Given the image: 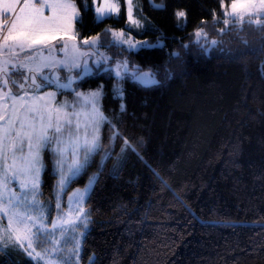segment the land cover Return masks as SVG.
<instances>
[{
    "label": "trees",
    "instance_id": "trees-1",
    "mask_svg": "<svg viewBox=\"0 0 264 264\" xmlns=\"http://www.w3.org/2000/svg\"><path fill=\"white\" fill-rule=\"evenodd\" d=\"M75 1L81 39L107 26L132 31L125 9L98 19L91 0ZM230 2L142 0L150 27L132 32L164 43L115 54L159 82L126 74L120 95L110 70L82 80L85 89L104 83L108 118L103 149L64 194L98 173L85 204L83 264H264V26L226 17ZM199 29L207 36L197 39ZM109 147L119 155L101 165ZM50 154L42 195L54 200ZM0 264L37 263L12 248L0 250Z\"/></svg>",
    "mask_w": 264,
    "mask_h": 264
},
{
    "label": "snow or ice",
    "instance_id": "snow-or-ice-1",
    "mask_svg": "<svg viewBox=\"0 0 264 264\" xmlns=\"http://www.w3.org/2000/svg\"><path fill=\"white\" fill-rule=\"evenodd\" d=\"M21 3V0H0V13L9 14L15 11L17 5ZM128 9V24L139 27L140 23L138 20L134 19L132 15V0H127ZM155 7H161L162 5H154ZM45 7L52 9V15L45 16L43 9ZM231 11L225 12L226 17L230 16L234 20L243 23L247 17V23H255L258 26H264V20L260 19L264 16V0H232ZM96 13L98 18L103 19L104 17H110L113 14H119V6L113 3L112 0H103V3L96 7ZM177 17H184L185 13L179 11L176 13ZM79 13L75 8V4L71 0H58L55 3H48V0H43L39 5L33 2V0H24L23 6L20 7L19 14L15 16V19L11 21L10 27L8 26V21L0 19V57L7 56V59H0V87L7 86L11 72H19L23 75V70H27L28 75L24 76V81L27 83L31 80L30 87L39 90L43 86H47L46 82L52 81L51 76H46L43 72L44 68L50 69H61L66 68L71 71L72 68H79L81 64L78 62L80 57L91 56L94 53L82 52L81 45L88 46L89 48L95 47L101 44L99 37H91L83 39L82 41L76 43L77 34L72 33V21L78 18ZM257 17L253 20L251 17ZM229 19H224L223 23L225 25L229 24ZM7 27V32L4 33V28ZM224 31V29H221ZM108 30H105V36ZM196 37L199 39L202 35L207 36V33L203 29L196 31ZM113 43L126 44L129 49L136 48L138 46H144L146 42L136 41L133 42L130 38L124 39V33L121 31L119 33L112 32ZM103 43H108L105 39ZM211 43L215 45L216 40H212ZM151 47V45H148ZM47 51L50 54L53 52H59L64 54V59L51 60L48 61V57L41 56L40 62H36V54ZM24 53L23 60L20 59V54ZM28 53H31L29 55ZM105 57L101 56V60ZM99 64V61H97ZM35 65V66H32ZM127 70V61L116 63V76H121V69ZM84 71L87 73L90 69L87 67V62L84 61ZM134 78L143 84H153L157 83L154 77L149 72H142L134 74ZM37 79L41 83H37ZM67 83L59 84L60 77L56 76L55 82L58 83L60 88H70L73 82L72 77H67ZM13 85H16L19 89L23 90L24 94L13 93L9 90L0 96V99L9 98L13 101V116H16V104H19L21 109L25 113H31V122H29V117L25 115L23 119L18 116L16 119L9 117L7 122V127L0 125V158L7 157V152L9 151V145L7 141L15 133V141L19 144L13 143L11 148L13 149V167L15 168L16 159L15 151L18 150L23 152L24 141L27 140L28 144V154L27 156L19 157L20 160L24 162V166L19 169L20 172L28 176L29 178L20 181L19 187L21 189V194L17 196L15 193L10 194V198L6 206H0V217H7V227H4L0 223V244L3 247H8L9 245H15L24 248L25 241L28 247L24 248L30 257H33L37 261L42 260L45 256H51L53 253H58L62 251L58 246L60 244L59 240H49L51 244V250L44 248L42 252L35 253L33 256V251H28L32 248L33 242L36 241L41 233H49L44 221L46 219L45 213L40 210V202L36 199L39 194V183H40V171L43 167L41 162L40 153L41 150L47 146L52 141H55L56 148L54 152L59 159L56 161V165L60 170V178L58 180L57 187V199L59 192L63 191L64 185L67 183L70 176L77 175L81 169L87 164L90 156L99 147V126L107 118L100 112L97 107L98 98L101 92L95 91L87 96L83 93H77V98H83L84 101L90 102L92 105L91 112L85 114L89 120L90 124L86 127H92L91 139L88 138L87 133L81 142L80 136L78 135L80 131V117L81 112L76 111L75 104L69 105L67 101L62 104L51 107L47 104H41L40 101L44 100V97H30L27 89H25V84L20 83L16 80L11 81ZM49 97H55V93H46ZM30 101V102H29ZM79 99L77 100V103ZM72 107V112H67L65 109ZM123 107V106H122ZM39 119V127H36L35 120ZM75 118V127L73 130V124ZM4 115H0V120H4ZM19 123L20 128L16 129L15 124ZM27 123L28 130H25ZM68 130V140L67 144L64 139V131ZM113 135H118V133H113ZM128 145V142L125 141ZM69 146L71 147L72 162L68 165V173L65 174L63 170V165L66 159L65 153L68 152ZM83 152L81 158L80 153ZM3 180V187L7 188L8 175L5 171L4 176L0 178ZM15 180V173L11 177ZM30 180V183H29ZM92 181L89 182V187ZM88 188L85 189V192ZM31 192L32 199L28 200V192ZM74 198L78 202H82L84 199V192L77 190L74 193ZM70 201L73 197L69 198ZM3 200L2 194H0V201ZM56 208L59 210L61 208L60 203L56 204ZM23 209V210H21ZM35 211L36 215H30L29 213ZM73 209L71 205L69 206V213ZM62 217H58L57 220L51 221V232L49 235H55L56 230L59 228L61 231V236L64 234V225H69L73 229L76 227V222L79 221L83 226L87 227L88 216L84 208H79L76 220L68 221L64 220L63 224L60 223ZM83 235V233H81ZM79 242L76 243L75 247L71 250V256H75L76 260L71 261V264H78L79 261ZM63 259V257H60ZM71 257H69V260ZM50 264H55V262L50 261ZM65 264H68L66 261Z\"/></svg>",
    "mask_w": 264,
    "mask_h": 264
},
{
    "label": "rangeland",
    "instance_id": "rangeland-1",
    "mask_svg": "<svg viewBox=\"0 0 264 264\" xmlns=\"http://www.w3.org/2000/svg\"><path fill=\"white\" fill-rule=\"evenodd\" d=\"M23 2H24V0H21V3L19 5H17L15 11L12 13H9V14L0 13V19L7 20L9 27L11 25V21L13 19H15V16L17 14H19V10H20V7L23 6ZM33 2L36 3L37 5H39L43 2V0H33ZM55 2H58V0H48V3H55ZM71 2L75 4V8H76L77 12L79 13L78 18L73 19V21H72V30H71L72 33L77 34L76 43L79 44V42L83 40L80 38L78 30H77V20L80 19V17H81V10H80V8H79V6L75 0H71ZM91 2H92V6L95 10L96 7L100 6L103 3V0H91ZM112 2L118 4L120 11H119L118 15L113 14L111 16H115L116 18L120 17L123 14L124 9L126 10V16H127V9H128L127 0H112ZM231 2H232V0H231ZM231 2L229 4L224 3L225 4L224 5L225 12L231 11V7H230ZM179 11H183L185 13L184 10H179ZM43 12H44L45 16L52 15V9L51 8L45 7L43 9ZM95 13H96V11H95ZM132 15H133L134 19L138 20L140 23L139 27L134 26V25H129L128 24V16H127L126 24L132 31H135L137 33H144L147 29H149L150 22L148 20V16L142 10V0H132ZM96 17L98 18L97 13H96ZM106 17H104V18H106ZM184 17H186V13H185ZM253 17H255V16H253ZM98 19H100V18H98ZM113 31H115L117 33L122 31L124 33V39L130 38L133 42H136V41L146 42V44L144 46L162 45L164 43L163 39H157V40L152 41L149 37H147L145 35H143L145 37H140V36L135 35L132 31L124 29V28L109 27L106 36H105V33L92 36V37H99L100 41L102 42L101 44H98L92 48H89L88 46H84V45L80 46L82 52L94 53V55L84 56V57H80L78 59V62L81 64V67L72 68L71 71H69L66 68H61V69L44 68L43 69L44 74L46 76H51L52 81L46 82L47 86H43L39 90H36V89L30 87L31 80H29L27 83H25L24 76L28 75V72L26 69L23 70V75H22L19 72H12L11 68H9L8 70H9V72H11V76L9 78V82H8L7 86L0 87V96H2L3 93L8 92L9 90H11L14 94L19 93L20 95H23L24 94L23 90L19 89L16 85H13L11 82L12 80H16L18 82V84H20V83L25 84V89H27L30 97H44V100L40 101L41 104H47L51 107H56L65 101H67L69 105L75 104L76 111L82 113L81 117H80V131L78 133V135L80 136L81 142L83 141V139L85 137V133H87L88 138L91 139V136L93 134L92 127L91 126L86 127V125L90 124V120L85 114L91 112L92 105L90 102L84 101V99L82 97L77 98L76 94L77 93H83L85 96H87L88 94L99 90L101 92V95L98 98L97 107L99 108L100 112H102L103 115L107 118V116L103 110V106H102L103 96H104V92H105V86H104V83H102V85H100L96 88L85 89L82 87V84H81L82 80H84L87 76L93 74L95 71L99 72V71H102L105 69L110 70L116 77L115 89L117 90V92L120 95L123 94V81H124L123 78L126 74H131L134 77V74H138V73H142V72H149L154 77V79L157 81V83L159 82V78L157 77V75L154 73L153 70H150V69L140 70L138 68H135L129 63L128 59L125 56L120 55V54H118V55L115 54V51H118V49H121V50H123V48L129 49V47L126 44L113 43V37H112ZM6 32H7V27L4 28V33H6ZM105 39L108 41V43H103L105 41ZM112 44L115 46L111 47ZM141 47H143V46H138V47L133 48V49L137 50ZM28 54L31 55V53H28ZM24 55H25L24 53L20 54L21 60H23ZM41 56L48 57L49 62L53 59H55V60L64 59V54L59 53L58 51L53 52L51 54L47 51H43L42 53L36 54V62L37 63L40 62ZM101 56L105 57V59L101 60ZM7 58H8L7 56L0 57V59H7ZM125 60L127 61V70L125 71L122 68L121 69V76L117 77L115 74L116 73V63L117 62L122 63ZM84 61L87 62V67L90 69V71H88L87 73H85V71H84ZM97 61H99V64L97 63ZM32 66H35V65H32ZM56 76L60 77L59 84L67 83L66 78L69 76L72 77L73 82H72L71 87L70 88H60L58 86V83L55 82ZM37 83L39 84V83H41V81L39 79H37ZM153 84H155V83H153ZM145 85H152V84H145ZM14 90H16V92ZM46 93H55V97L54 98L49 97L46 95ZM78 99H79V102L77 103ZM12 105H13L12 99H9V98L0 99V115H4V117H5L4 120H0V125L7 127V122H8L9 117H11L12 119H16L18 116L20 119H23L25 117V115H27L29 117V122H31L32 114L31 113H25V111L23 109H21L19 104H16V116H13ZM65 111L72 112L73 108L68 107L67 109H65ZM73 120H74V124H73V130H74L75 118H73ZM107 121H108V118L105 121H103L99 126V133H98V135H99V147L90 156L87 164L81 169V171L75 176H70L67 183L64 185L63 191L59 192V194H58L59 198L58 199H57V187H58V180L60 178V170L56 165V161L60 157H58L56 155V153L54 152V149L56 148L55 141H52L47 146H45L41 150V153H40L41 162H42L43 167L41 168V171H40L39 194L37 195L36 199L40 202V205H39L40 210H42L45 213L46 219H45L44 223H45L47 229L49 230V233L51 232V221L57 220L58 217H62V219L60 220L61 224H63L64 220L75 221L79 208H84L85 212L87 213V216H88L87 227L85 228L82 223L77 221L76 227L74 229L72 227H70L69 225H64L63 236H61V231L59 230V228L56 230L54 237L49 235V233L39 234L38 239L33 242L32 248L28 249V251L34 250L33 256H35V253L42 252V250L44 248L51 250V244L49 243V240H52V239L60 241V244L58 247L62 250L58 253H53L50 257L45 256L40 261H37L33 257H30L27 254V252L24 250V248L28 247L26 241L24 243V248H21V247L15 246V245H9L8 247H3V245L0 244V250L9 251L12 248L15 250L22 249L26 253V255H28L31 259H33L37 264H50V261L55 262V264H65V262L67 261L68 264H71V261L76 260L75 256H71V250L75 247L76 243L79 242L80 247H79L78 264H83L81 261L82 250H83V240H84V237H85L88 229L90 228V224H91L90 215L86 209L85 204H86V199H87L89 193L91 192V190H92V188H93V186H94V184L98 178V173L97 172L92 173L88 179V182L84 186H80V187H77L74 190H72L70 192V194L66 197V199H64V194H65V191H66L69 183L71 182V180L73 178L79 176L83 171H85V169L89 166V164L92 163L94 155L100 149H103V135H104V129H105ZM35 124H36V127L38 128L39 127V119L38 118L35 120ZM15 128L16 129L20 128L19 123L15 124ZM25 130H28L27 123L25 126ZM113 133H115V131ZM113 133H112V135H113ZM114 137L115 136L113 135V138ZM14 138H15V133L13 132L12 136L7 141V144L9 145V151L7 152V157H6V159L0 158V178H2L4 176L5 171H7V175L9 178L7 181V188L3 187L4 182L2 179H0V194H2V196H3V200L0 201V206H6L7 205V202L10 198V194L15 193L17 196H19L21 194V189L19 187L20 181L26 180L30 176V174H28V176H26L25 174H23L22 172L19 171V169H21L24 166V162L22 160H20L19 157H21L22 155L27 156V154H28L27 140L24 141L23 152H20L18 150L15 151L16 165H15V168L13 167L14 157H13V149L11 148V145L13 143L19 144V142L15 141ZM64 139H65V143L67 144V140H68V130L67 129H65V131H64ZM115 143H116V139L114 138L113 143H112L113 147H115ZM126 146L127 145L124 144L122 149H125ZM47 149H49V151L51 152V154H50L51 165H52L53 170L57 174V179H56V183H55L54 200L46 199L42 195L43 173H44V170L47 166V158H46ZM113 153L115 155H119L118 152H113V148H110V147L107 148L104 151L103 155L101 156V165H103L105 163V161L108 159V157L110 155H112ZM65 156H66V159H65V162L63 165V170H64V173L67 174L68 173V165L71 164L72 158H73L71 155V147L70 146H69L68 152L65 153ZM80 156L82 158V156H83L82 151L80 153ZM14 173L16 175L15 180L11 179V177L13 176ZM90 181H92V183L89 187ZM29 183H30V180H29ZM86 188H88V190L85 192ZM77 190H80V192H84V199L82 202H78L77 199L74 198V193H76ZM70 197H73V199L71 201L69 199ZM27 198L29 201H31L32 194L30 191L28 192ZM57 203H60V205H61V208L59 210L56 208ZM70 205H71V208L73 209V211L71 213H69V206ZM21 210H23V209H21ZM29 214L30 215H36V212L32 211ZM0 223H2L4 227H7V223H8L7 217H0ZM81 233H83V235H81ZM60 257H63V259H60ZM69 257H71L70 260H69Z\"/></svg>",
    "mask_w": 264,
    "mask_h": 264
},
{
    "label": "bare ground",
    "instance_id": "bare-ground-1",
    "mask_svg": "<svg viewBox=\"0 0 264 264\" xmlns=\"http://www.w3.org/2000/svg\"><path fill=\"white\" fill-rule=\"evenodd\" d=\"M106 29H108V26H107V28ZM105 30V29H104ZM102 31V30H101ZM103 32V31H102ZM101 32V33H102ZM121 49H119V51H120ZM123 51V50H122ZM128 51H129V49H128ZM117 53H120V52H117ZM125 54H128V52H126ZM121 55V54H120ZM128 57V56H127ZM44 182V181H43Z\"/></svg>",
    "mask_w": 264,
    "mask_h": 264
},
{
    "label": "crops",
    "instance_id": "crops-1",
    "mask_svg": "<svg viewBox=\"0 0 264 264\" xmlns=\"http://www.w3.org/2000/svg\"><path fill=\"white\" fill-rule=\"evenodd\" d=\"M16 92V90H14Z\"/></svg>",
    "mask_w": 264,
    "mask_h": 264
}]
</instances>
